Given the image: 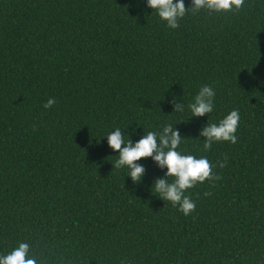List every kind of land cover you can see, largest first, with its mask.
<instances>
[{
	"label": "trees",
	"instance_id": "obj_1",
	"mask_svg": "<svg viewBox=\"0 0 264 264\" xmlns=\"http://www.w3.org/2000/svg\"><path fill=\"white\" fill-rule=\"evenodd\" d=\"M151 11L144 0H0V254L26 242L37 264H264V0L189 11L174 30ZM205 84L209 123L240 117L236 142L207 151V114L187 110ZM165 123L219 177L187 190V216L150 191L166 169L142 158L134 184L103 137L127 127L135 141Z\"/></svg>",
	"mask_w": 264,
	"mask_h": 264
},
{
	"label": "clouds",
	"instance_id": "obj_2",
	"mask_svg": "<svg viewBox=\"0 0 264 264\" xmlns=\"http://www.w3.org/2000/svg\"><path fill=\"white\" fill-rule=\"evenodd\" d=\"M145 7L154 11L156 16L165 23L169 29H176L179 21L186 12L199 13L202 9L209 12H227L239 9L243 0H191V6L185 7L184 0H144ZM264 83V82H262ZM216 93L213 87L202 85L191 101L187 104L189 117H203L207 114L205 126L199 131L198 137H203V149L207 151L213 143L227 141L235 143L238 121V110H231L222 119L215 123H209V114L214 110V97ZM177 103V96L172 95L169 103L173 104L172 112L183 113L185 104L182 96ZM54 99L49 98L44 104L47 109L54 104ZM171 112V113H172ZM126 128L115 127L103 137H106L107 146L116 153V159L112 163V169H126L124 177H128L133 183H139L145 175V167L138 163L142 158H151L155 165L165 170L160 177L154 178L150 185V191L163 201H168L177 211L185 216L194 211L195 204L185 193L197 183H203L206 179H219L212 171V166L207 156H194L178 150L184 137L174 128L173 123H165L157 131L143 129V135L133 141L132 135L136 134L135 128L131 131H122ZM102 137V138H103ZM127 137V139H125ZM220 167L223 164L217 161ZM30 246L26 242H20L10 251L0 254V264H37V258L30 253Z\"/></svg>",
	"mask_w": 264,
	"mask_h": 264
}]
</instances>
